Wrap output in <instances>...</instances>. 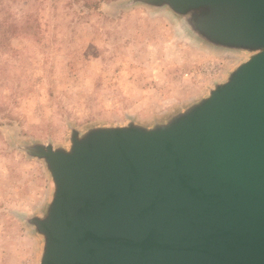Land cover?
Instances as JSON below:
<instances>
[{"label":"rangeland","instance_id":"374dc122","mask_svg":"<svg viewBox=\"0 0 264 264\" xmlns=\"http://www.w3.org/2000/svg\"><path fill=\"white\" fill-rule=\"evenodd\" d=\"M86 2L0 0V264L45 252L47 151L71 153L99 130L168 128L264 50L210 35L234 9Z\"/></svg>","mask_w":264,"mask_h":264},{"label":"water","instance_id":"95a60500","mask_svg":"<svg viewBox=\"0 0 264 264\" xmlns=\"http://www.w3.org/2000/svg\"><path fill=\"white\" fill-rule=\"evenodd\" d=\"M166 1L234 9L210 35L264 47V0ZM45 156L57 191L39 264H264V50L168 128Z\"/></svg>","mask_w":264,"mask_h":264},{"label":"trees","instance_id":"16d2710c","mask_svg":"<svg viewBox=\"0 0 264 264\" xmlns=\"http://www.w3.org/2000/svg\"><path fill=\"white\" fill-rule=\"evenodd\" d=\"M89 1H90V0H87L86 3H89ZM73 2H78V0H73ZM87 5H88V4H87ZM87 5H86V6H87ZM96 5H97V4H96ZM89 6H90V5H89ZM89 6H87V7L90 8Z\"/></svg>","mask_w":264,"mask_h":264}]
</instances>
